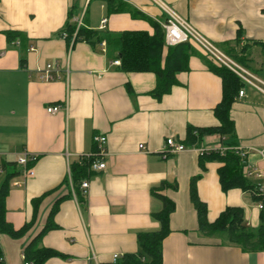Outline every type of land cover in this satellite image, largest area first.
<instances>
[{"label": "crops", "instance_id": "0c3cea01", "mask_svg": "<svg viewBox=\"0 0 264 264\" xmlns=\"http://www.w3.org/2000/svg\"><path fill=\"white\" fill-rule=\"evenodd\" d=\"M118 2L122 10L112 12L108 0H0V167L15 163L20 170L17 158L25 151L37 157L26 179L18 176L11 182L5 214L16 230L34 217L35 224L22 238L0 233V264L25 263V247L64 196L54 217L57 228L39 244L63 257L45 264H114L115 254L140 252L138 235L160 229L153 214L163 204L152 189L163 182L173 185L164 193L176 205L172 232L162 246L163 264H264L263 252H244L224 235L205 237L190 197L191 180L200 176L197 192L210 223L227 208L239 207L250 228L261 225L259 204L241 189L224 192L219 177L224 164L206 160L202 169L200 150L232 145L264 150V96L250 87L246 97L237 95L231 109L233 138L207 135L196 148L186 145L188 150L163 158L168 138L185 145L189 128L220 125L215 110L224 84L209 68L212 58L191 42L188 70L177 74L178 84L169 93L156 98L154 73L123 72L113 65L117 53L107 44L103 51L100 44L62 37L69 22L95 31L153 35V23L161 26L168 19L166 6L264 79V0ZM8 32L20 37L10 41ZM50 63L57 69L47 80L43 71ZM53 105L62 110L48 113ZM97 136L108 140L107 168L89 174L85 201L72 190L71 165L96 154ZM252 160L264 167L258 156ZM253 183L264 190V180ZM41 197L34 216L33 201Z\"/></svg>", "mask_w": 264, "mask_h": 264}, {"label": "trees", "instance_id": "16d2710c", "mask_svg": "<svg viewBox=\"0 0 264 264\" xmlns=\"http://www.w3.org/2000/svg\"><path fill=\"white\" fill-rule=\"evenodd\" d=\"M108 1L112 12L122 10L121 3L118 0ZM70 19H73L72 14H70ZM153 26L155 29L153 35L144 31H126L115 34L107 31L90 30L81 26L77 28V24L69 22L64 29V33L67 34L66 39L70 42L74 40L75 43L87 42L92 45L106 42L107 48L117 53L116 59L121 62L118 67L123 72L154 73L157 76V87L152 95L156 98H162L178 84L177 74L188 70L190 43L167 47L163 29L155 22ZM7 34L10 41L20 37L17 32H8ZM213 63L209 64V68L222 78L224 84L222 102L215 110V115L220 125L203 129L189 128L185 141V145L188 146L198 145L203 137L207 135L219 134L226 139H231L235 136V123L231 118V109L241 84L238 78L228 69ZM128 89L131 91L129 86ZM206 160H218L224 164L219 169L220 184L224 192L232 189H241L245 193L250 194L255 203L262 204L263 209H261V225L257 229H252L247 225L245 211L239 207L227 208L215 222L210 223L208 220V207L200 200L197 192V181L200 176H196L191 180L190 197L197 211L200 232L205 237L224 235L228 243L239 246L244 252L264 253V192L261 187L254 184V180H250L245 176L242 159L234 152H228L225 155L213 152L201 156L200 165L202 169L205 168ZM91 162L92 159L83 157L79 162L71 165V179L79 198L82 197L80 191L81 182L88 178ZM33 164L31 163L29 167ZM2 167L5 172V180L0 187V233L15 239L22 238L34 226L35 217L33 221L20 230H16L6 221V199L10 193V184L21 175V172L17 169L15 163H3ZM171 187L173 185L163 182L157 188L152 189L153 196L159 198L163 204L162 210L153 214L154 220L160 224V229L156 232L140 233L138 235L140 252L123 256L117 264H163L162 246L164 240L172 232L171 216L176 209L175 202L164 193L167 188ZM64 198L66 196L56 201L46 226L25 247V262L45 264L51 258L63 257L54 250L39 247V244L46 233L57 228L54 217ZM43 200L44 197H41L33 201L34 216L37 215Z\"/></svg>", "mask_w": 264, "mask_h": 264}, {"label": "built area", "instance_id": "2783aa9c", "mask_svg": "<svg viewBox=\"0 0 264 264\" xmlns=\"http://www.w3.org/2000/svg\"><path fill=\"white\" fill-rule=\"evenodd\" d=\"M164 11L168 15V19L161 25L165 34V44L167 47H176L181 44H187L191 42L197 43L211 58L212 60L221 67L228 69L233 73L239 80L241 88L238 93V98L246 97V87H250L256 90L258 93L264 96V79L259 75L252 72L249 68L239 63L236 59L230 56L228 53L224 52L217 45L213 44L206 37L201 35L195 28H193L187 21H185L181 16H179L172 9L164 6ZM107 19L102 21L105 25ZM81 22L78 23L77 28H80ZM62 37L66 38L67 34L63 33ZM103 51H106V43L100 44ZM34 49L31 48V51ZM113 65L120 66V60L113 62ZM57 69L56 64H48L46 69L43 71L44 78L47 80H52L53 77L51 72ZM62 107L59 105L50 106L47 112L50 114L59 113ZM107 137L97 136L95 137V143L98 147L96 154L87 156L86 158L92 159L90 165V173H98L104 171L107 168L104 157L107 155ZM165 153L162 155L163 158H168L170 156L176 155L178 153L188 150V146L183 143L177 142L174 138H168L165 144ZM190 148H196L197 146H189ZM145 146L140 145V150H144ZM201 156L205 154H210L217 152L221 155H225L228 152H234L242 159L244 166V174L250 180H264V167L260 168L252 159L254 157H259L260 161L264 162V150L258 149H244L242 147L228 146L220 147L216 149H202L200 150ZM37 160L35 155L29 154L28 152H23L17 158V164L21 167L19 170L23 178H27L30 175L31 167L29 165ZM5 174L3 167H0V176ZM15 187H20V182L14 183ZM71 187L74 191V185L71 181ZM91 183L90 179H84L81 182L80 191L81 196L86 201L90 194ZM262 190V189H261ZM264 192V190H262ZM260 209H263V205H259ZM123 257L119 254L113 256V263L117 264ZM25 262V261H24ZM24 264H30L25 262Z\"/></svg>", "mask_w": 264, "mask_h": 264}, {"label": "rangeland", "instance_id": "374dc122", "mask_svg": "<svg viewBox=\"0 0 264 264\" xmlns=\"http://www.w3.org/2000/svg\"><path fill=\"white\" fill-rule=\"evenodd\" d=\"M220 49H222L220 46H218ZM223 50V49H222ZM224 51V50H223ZM225 52V51H224ZM227 53V52H226ZM4 180H5V174L4 175H1V177H0V187H1V185L3 184V182H4ZM21 264H22V261H21Z\"/></svg>", "mask_w": 264, "mask_h": 264}]
</instances>
